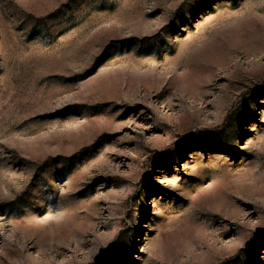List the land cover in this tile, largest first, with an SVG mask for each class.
Masks as SVG:
<instances>
[{"label": "rangeland", "instance_id": "obj_1", "mask_svg": "<svg viewBox=\"0 0 264 264\" xmlns=\"http://www.w3.org/2000/svg\"><path fill=\"white\" fill-rule=\"evenodd\" d=\"M0 264H264V0H0Z\"/></svg>", "mask_w": 264, "mask_h": 264}]
</instances>
